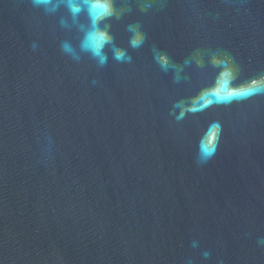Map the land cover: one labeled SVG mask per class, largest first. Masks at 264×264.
<instances>
[{"label":"water","instance_id":"95a60500","mask_svg":"<svg viewBox=\"0 0 264 264\" xmlns=\"http://www.w3.org/2000/svg\"><path fill=\"white\" fill-rule=\"evenodd\" d=\"M114 4L100 66L0 0V264H264V0Z\"/></svg>","mask_w":264,"mask_h":264},{"label":"clouds","instance_id":"9594fccd","mask_svg":"<svg viewBox=\"0 0 264 264\" xmlns=\"http://www.w3.org/2000/svg\"><path fill=\"white\" fill-rule=\"evenodd\" d=\"M36 8L42 9L45 13L55 14L63 7L67 16H62L60 24L62 27H75L80 33L79 43L74 47L69 41H64L61 45L62 51L73 59H79L80 53L90 55L98 65L103 66L108 61V48L112 58L117 61L130 59L124 50L117 48L113 44V38L108 31V25L104 22L109 18H120L128 9H117L114 0H31ZM145 8L150 5L146 2ZM103 25V26H102ZM128 30L133 33L130 40L132 47H138L143 36L138 31V26L129 25ZM264 245V238L257 241ZM205 260L209 258L208 251L203 252Z\"/></svg>","mask_w":264,"mask_h":264}]
</instances>
